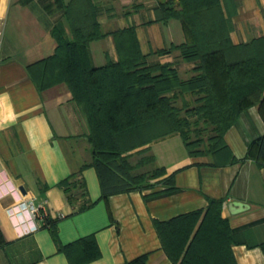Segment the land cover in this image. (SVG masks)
<instances>
[{
	"label": "crops",
	"instance_id": "crops-1",
	"mask_svg": "<svg viewBox=\"0 0 264 264\" xmlns=\"http://www.w3.org/2000/svg\"><path fill=\"white\" fill-rule=\"evenodd\" d=\"M71 1L0 0V264H70L58 247L89 236L99 255L81 264H124L140 256L146 264H175L154 222L203 211L208 199H223L220 216L230 230L233 264H264V119L258 105L242 111L223 134L236 162L213 165L210 155H189L179 133L167 134L127 153L130 164L154 156L133 174L160 166L162 176L102 196L84 112L64 83L41 90L31 76L55 53L54 28L72 40L66 18ZM89 3L103 32L132 26L147 62L169 64L183 79L192 74L194 64L178 50L158 54L184 36L178 20H155L157 0ZM219 4L233 45L264 37V0ZM87 49L94 67L118 57L111 34ZM261 139L247 154L249 144ZM63 180L73 184L69 191ZM31 198L45 203V222L55 221L56 239L30 217L24 203Z\"/></svg>",
	"mask_w": 264,
	"mask_h": 264
},
{
	"label": "trees",
	"instance_id": "trees-1",
	"mask_svg": "<svg viewBox=\"0 0 264 264\" xmlns=\"http://www.w3.org/2000/svg\"><path fill=\"white\" fill-rule=\"evenodd\" d=\"M71 3L66 18L72 40L54 28L55 53L39 61L31 76L41 90L64 83L84 112L91 164L97 171L103 197L149 185V178L162 176V167H155L149 175L133 174L138 164L153 162L154 156L143 157L133 166L127 153L167 134L179 133L189 155H210L213 165L237 161L229 153L223 134L252 105H258L264 119V37L233 45L219 0H157L155 20H178L184 36L181 44L159 50L158 54L176 49L182 60L197 62L193 74L182 79L169 64L147 62L132 26L105 33L89 0ZM107 34L113 37L117 60L94 67L88 43ZM186 94L193 96L194 105L186 100ZM178 99L180 106L176 104ZM200 122L212 130L203 148L198 147L199 136L190 137ZM260 141H252L247 154L260 146ZM224 152L227 159L216 160L224 157ZM61 185L69 191L73 184L63 180ZM222 202L223 199H208L203 211L154 222L163 249L173 263L233 264L230 230L220 216ZM85 206L83 203L80 209ZM46 224L55 237V221L47 220ZM58 249L67 255L70 264H81L99 255L93 236ZM124 264L146 261L140 256Z\"/></svg>",
	"mask_w": 264,
	"mask_h": 264
},
{
	"label": "rangeland",
	"instance_id": "rangeland-1",
	"mask_svg": "<svg viewBox=\"0 0 264 264\" xmlns=\"http://www.w3.org/2000/svg\"><path fill=\"white\" fill-rule=\"evenodd\" d=\"M174 50V49H173ZM179 52V51H178ZM180 56V55H179ZM181 58V57H180ZM182 59V58H181ZM184 61V60H183ZM185 62H190V63H193L194 64V66H192L191 67V70L196 66V64H197V62L196 61H185ZM148 63H150V64H155V62H148ZM156 63H158V62H156ZM164 64V63H163ZM193 74V73H192ZM191 74V75H192ZM190 75V76H191ZM188 78V77H187ZM183 79V78H182ZM186 79V78H185ZM185 98H186V100L188 101V102H192V100H193V96H190V94H186V96H185ZM181 105V101H180V99H178V106H180ZM191 105H194V103L192 102L191 103ZM205 125H203V123L202 122H200V123H198V125H197V127L196 128H194V129H196V132L197 133H199V134H196L195 135V133L196 132H192L191 134H190V137H191V139H196V137H200L201 138V144L198 146L199 148H203V147H206V141H207V138L208 137H210V135L212 134V130H211V127H209V126H207V127H204ZM193 129V128H192ZM198 130V131H197ZM182 140V139H181ZM182 142H183V140H182ZM184 145V144H183ZM150 156V155H149ZM141 158H143V157H141ZM140 158V159H141ZM146 158H147V156H146ZM140 159H138L136 162H133L131 165H133V166H136L137 165V163H138V161H140ZM143 159H145V157L143 158ZM148 163H150V161H146V162H144L143 164H138L137 165V167H136V169H139V168H141L142 166H144V165H146V164H148ZM155 167H160V166H154L153 168H151L150 170H146V171H141V172H139V173H136V174H148L149 175V173H151V170L152 169H154ZM163 168V167H162ZM164 169V168H163ZM150 180H153V179H151V178H149ZM147 180L148 182H150V180ZM155 179H157V178H155ZM147 182V183H148Z\"/></svg>",
	"mask_w": 264,
	"mask_h": 264
},
{
	"label": "built area",
	"instance_id": "built-area-1",
	"mask_svg": "<svg viewBox=\"0 0 264 264\" xmlns=\"http://www.w3.org/2000/svg\"><path fill=\"white\" fill-rule=\"evenodd\" d=\"M25 207L32 219L46 226L45 217L47 216L45 203L36 204L34 198L25 201Z\"/></svg>",
	"mask_w": 264,
	"mask_h": 264
}]
</instances>
